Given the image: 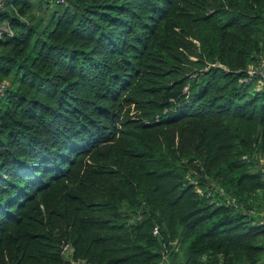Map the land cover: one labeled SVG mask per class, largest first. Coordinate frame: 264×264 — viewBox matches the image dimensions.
Returning <instances> with one entry per match:
<instances>
[{
    "label": "trees",
    "instance_id": "trees-1",
    "mask_svg": "<svg viewBox=\"0 0 264 264\" xmlns=\"http://www.w3.org/2000/svg\"><path fill=\"white\" fill-rule=\"evenodd\" d=\"M57 1L0 12V264H264V0Z\"/></svg>",
    "mask_w": 264,
    "mask_h": 264
},
{
    "label": "built area",
    "instance_id": "built-area-1",
    "mask_svg": "<svg viewBox=\"0 0 264 264\" xmlns=\"http://www.w3.org/2000/svg\"><path fill=\"white\" fill-rule=\"evenodd\" d=\"M64 1L65 0H58L57 2L59 4V3H62ZM5 6H6V0H0V12H2L5 9ZM22 22L25 24L28 23V22H24V20H22ZM5 35H8L9 37H13V30L11 29L9 23L4 25L3 27H0V39ZM248 74L251 77H255V78L259 79L260 83L262 85H264V54L261 56L259 65L256 67L250 68L248 70ZM7 89H8V83H6V82L0 83V98L5 95ZM158 232H159L158 228H155L154 234L157 235ZM64 250H68V247H66Z\"/></svg>",
    "mask_w": 264,
    "mask_h": 264
},
{
    "label": "rangeland",
    "instance_id": "rangeland-1",
    "mask_svg": "<svg viewBox=\"0 0 264 264\" xmlns=\"http://www.w3.org/2000/svg\"><path fill=\"white\" fill-rule=\"evenodd\" d=\"M33 10H34L33 11V14H35L37 17H40L41 15H43V16L48 15V9H47V7L43 8L41 10L40 7L38 5H36ZM45 11H47V13H45ZM28 16H29V14H28ZM28 16L27 15L24 16L22 20H24V22H29ZM261 86H263V85L260 84L259 86H256V90H260L261 89ZM261 163L264 166V158L262 159ZM256 215L259 216V213H257ZM261 215L264 216V212ZM68 255H69V253H68Z\"/></svg>",
    "mask_w": 264,
    "mask_h": 264
}]
</instances>
